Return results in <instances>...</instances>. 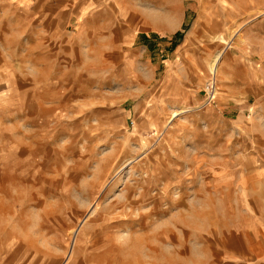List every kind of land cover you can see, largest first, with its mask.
Returning a JSON list of instances; mask_svg holds the SVG:
<instances>
[{
    "label": "rangeland",
    "instance_id": "obj_1",
    "mask_svg": "<svg viewBox=\"0 0 264 264\" xmlns=\"http://www.w3.org/2000/svg\"><path fill=\"white\" fill-rule=\"evenodd\" d=\"M262 238L264 0H0V264Z\"/></svg>",
    "mask_w": 264,
    "mask_h": 264
},
{
    "label": "crops",
    "instance_id": "obj_2",
    "mask_svg": "<svg viewBox=\"0 0 264 264\" xmlns=\"http://www.w3.org/2000/svg\"><path fill=\"white\" fill-rule=\"evenodd\" d=\"M262 240L264 242V238H262ZM246 241H247L246 258H245V262H243L242 264H264V251L263 252L260 250H258V252L254 251L255 245L252 243L253 241L251 239H247ZM262 248H264V245Z\"/></svg>",
    "mask_w": 264,
    "mask_h": 264
}]
</instances>
